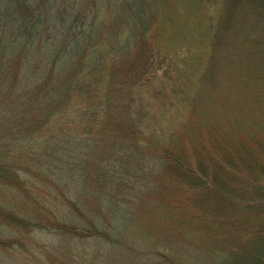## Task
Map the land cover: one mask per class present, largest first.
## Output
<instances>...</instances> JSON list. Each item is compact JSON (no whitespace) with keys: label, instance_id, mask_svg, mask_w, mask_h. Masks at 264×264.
Masks as SVG:
<instances>
[{"label":"trees","instance_id":"obj_1","mask_svg":"<svg viewBox=\"0 0 264 264\" xmlns=\"http://www.w3.org/2000/svg\"><path fill=\"white\" fill-rule=\"evenodd\" d=\"M147 2L0 0V188L22 202L0 193V248L119 243L155 160L201 182L171 144L184 127L175 103L194 99L201 65L194 56L168 74ZM256 188L239 198L264 204Z\"/></svg>","mask_w":264,"mask_h":264},{"label":"rangeland","instance_id":"obj_2","mask_svg":"<svg viewBox=\"0 0 264 264\" xmlns=\"http://www.w3.org/2000/svg\"><path fill=\"white\" fill-rule=\"evenodd\" d=\"M146 6L152 44L164 52L168 74L185 71L194 56L201 65L195 70L201 76L187 83L194 99L175 103L184 127L171 143L201 182L155 160L151 189L119 243L0 248V264H243L264 255L255 250L264 242L257 228L264 226V204L244 200L256 198L257 182H264V0H148ZM0 193L22 206L11 192Z\"/></svg>","mask_w":264,"mask_h":264}]
</instances>
